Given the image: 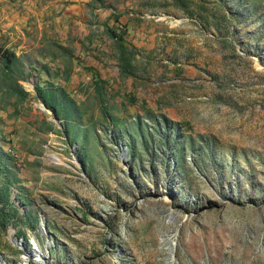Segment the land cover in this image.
<instances>
[{"label":"rangeland","instance_id":"rangeland-1","mask_svg":"<svg viewBox=\"0 0 264 264\" xmlns=\"http://www.w3.org/2000/svg\"><path fill=\"white\" fill-rule=\"evenodd\" d=\"M65 16L0 33V264H264V0Z\"/></svg>","mask_w":264,"mask_h":264},{"label":"crops","instance_id":"crops-1","mask_svg":"<svg viewBox=\"0 0 264 264\" xmlns=\"http://www.w3.org/2000/svg\"><path fill=\"white\" fill-rule=\"evenodd\" d=\"M15 1H20V4H15L14 6V13H11V16H9L11 19L2 18L0 17V33H3V28L10 26L13 28V31L16 33H19L21 35H24L23 29L25 27L19 28L18 23L21 25H26V32H34L39 35L40 42H42L43 39L41 34L44 36V34H47V28L50 26H57L58 28L61 25V19L62 17L64 18L63 20L66 19V16L64 15L67 13L68 10H72L73 7H79L80 4H82V0H15ZM68 6V7H67ZM19 7L22 8V11L18 10ZM2 8V6H1ZM44 14H51V18H47ZM34 16V20L39 22H36V27L33 29L31 28V17ZM16 18V20H14ZM30 19V20H29ZM5 20V21H4ZM10 20H14L11 22ZM29 20V21H27ZM28 26V27H27ZM44 30V32H43ZM8 33V36H10V39L13 38V33L14 32ZM34 37H27L24 36L23 38H20V46H25V50H20V46H12L11 43L14 41H9V46L10 50L13 52V54L18 57L22 53H26L29 49L28 42H31V39ZM38 39V37H36ZM42 38V39H41ZM38 39V40H39ZM0 42H4L0 40ZM40 42H37L39 44ZM32 50H35L33 55H38V53L41 51V49L37 47H33Z\"/></svg>","mask_w":264,"mask_h":264},{"label":"bare ground","instance_id":"bare-ground-1","mask_svg":"<svg viewBox=\"0 0 264 264\" xmlns=\"http://www.w3.org/2000/svg\"><path fill=\"white\" fill-rule=\"evenodd\" d=\"M37 253H38L39 258H46L47 259V257H48L47 252H43V250H41V249H39V251Z\"/></svg>","mask_w":264,"mask_h":264},{"label":"trees","instance_id":"trees-1","mask_svg":"<svg viewBox=\"0 0 264 264\" xmlns=\"http://www.w3.org/2000/svg\"><path fill=\"white\" fill-rule=\"evenodd\" d=\"M11 56H13V58H14V55L11 53Z\"/></svg>","mask_w":264,"mask_h":264},{"label":"water","instance_id":"water-1","mask_svg":"<svg viewBox=\"0 0 264 264\" xmlns=\"http://www.w3.org/2000/svg\"><path fill=\"white\" fill-rule=\"evenodd\" d=\"M44 107V106H43ZM45 108V107H44Z\"/></svg>","mask_w":264,"mask_h":264}]
</instances>
